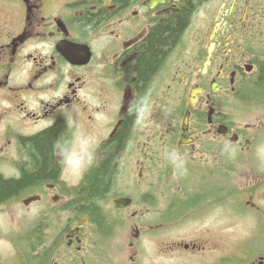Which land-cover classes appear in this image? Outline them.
I'll use <instances>...</instances> for the list:
<instances>
[{
    "label": "flooded vegetation",
    "instance_id": "1",
    "mask_svg": "<svg viewBox=\"0 0 264 264\" xmlns=\"http://www.w3.org/2000/svg\"><path fill=\"white\" fill-rule=\"evenodd\" d=\"M182 6L0 0V179L34 173L26 139L56 125L59 131L56 178L0 201V264H264V225L234 232L232 224L260 212L264 188V115L233 121L240 115L233 99L248 105L245 86L259 76L236 43L247 34L241 25L249 0H222L208 8L204 26L187 25L138 91L137 58ZM185 42L190 60L181 74ZM196 87L202 90L191 105ZM127 121L119 145L115 136ZM75 146H83V163L79 181L70 183ZM106 161L109 190L78 213L76 193ZM238 176L244 182L235 183ZM207 210H218L213 223L224 240L212 228L199 236L203 226L183 232L185 220Z\"/></svg>",
    "mask_w": 264,
    "mask_h": 264
},
{
    "label": "trees",
    "instance_id": "2",
    "mask_svg": "<svg viewBox=\"0 0 264 264\" xmlns=\"http://www.w3.org/2000/svg\"><path fill=\"white\" fill-rule=\"evenodd\" d=\"M129 1V0H125ZM208 0H183L180 13H174L164 23L159 24L149 36L147 46L137 58L136 70L138 74V91H141L152 75L156 72L166 54L173 48L180 38L181 33L190 25L194 13ZM101 15H88L85 20L97 21ZM259 49L249 46L259 69L258 79L249 82L245 86L247 99H260L264 95V43ZM241 96V92H240ZM254 101V100H253ZM129 122L116 134L115 139L121 145L128 133ZM58 125L40 133L37 136L26 139L28 150L34 163V173H25L20 179H0V201L18 194L23 189L35 183L48 182L57 176V168L54 165V146L58 141ZM113 168L110 161H106L101 167L96 178L88 182V188L76 193L77 199L74 206L78 213L87 206L95 207L97 199L103 196L110 188Z\"/></svg>",
    "mask_w": 264,
    "mask_h": 264
},
{
    "label": "rangeland",
    "instance_id": "3",
    "mask_svg": "<svg viewBox=\"0 0 264 264\" xmlns=\"http://www.w3.org/2000/svg\"><path fill=\"white\" fill-rule=\"evenodd\" d=\"M250 1L254 5V8L259 12L257 14V17H256L259 25L257 26V28H253V33H252V35L256 34V36L254 38L255 48L259 49L260 48L259 45L263 44V42H264V0H250ZM220 2H221V0H213L208 6L201 7L193 16L192 27L204 26L203 21L205 20L207 14L210 11L207 7H213V9H214V7L217 8L219 6ZM251 12L253 13V11H251ZM241 39H242V35L239 34V37H238L236 43L240 44ZM258 41H261V42L258 44ZM184 45H185L184 49H186V51L184 52L185 53V56H184L185 63L182 61L181 74L186 73V71H187V63L186 62H188L190 60V54L186 53L189 51L188 45L186 44V42ZM187 48H188V50H187ZM241 49H242V51H246V49L243 47ZM248 56L250 59H254L252 55L249 54ZM171 64H172L171 62L168 63V67H169L168 70L174 65V64L173 65H171ZM173 69H177L176 65L173 67ZM253 100L254 101H260V102L248 103V105H245L241 101H239L235 98L233 99L232 108L236 114H240L236 119H233L235 124H238V125L241 124L242 125V123H244L245 121L254 120L257 117L256 115L259 113H261L262 116H258V117H260V118L263 117V115H264V99L260 98V99H253ZM244 109H261L263 111H261V112H258V111L247 112V111H245V112H243ZM262 146H263V149H261V154L264 157V143L262 144ZM82 147L83 146H75L72 149L71 156H74L75 158L74 159L72 158V160L74 161L73 162L74 173L72 172V174H71L72 180L71 181L69 180L70 183H72V181L74 183H76L80 179L79 173H80V169L82 166L81 163H83V159H81ZM263 167H264V163H263ZM243 178H244L243 176H242V178H240V177L238 179L236 178L235 183H236V181L237 182L240 181V183L244 182ZM235 185L238 186V184H235ZM174 186H176V185H174ZM257 199H258V204L261 205L260 212L254 213V212H251L249 210V211H247V216L245 218H243L244 221H243V219L241 221V218L234 219V221H232V224L234 225V227H233L234 232L236 230L240 229V227L236 228L235 227L236 225L247 226L248 232H251L255 226H258V224L264 225V214L262 213V211H264V188H262L258 192ZM194 213H196V214H194ZM194 213H193L194 215H192L190 217L189 221H188V219L184 221L183 224L186 223L185 225L189 226L188 230H186V231L183 230L184 233L191 231V229L194 230V229L198 228L199 226H203L199 230L200 231L199 236H202L203 234L208 235V233H205V231L207 229L212 228L213 229V232H212L213 238H215V236H217L218 240H220V239L224 240L223 236H221L222 234H220L217 230L219 227H221V224H214L213 223L215 220H217L215 217L218 216V210H217V212L215 210H213V211L207 210L205 212H200V213L194 212ZM261 213H262V215H261ZM205 221L207 223H203ZM234 232H233V236H234ZM233 241H234V239H233Z\"/></svg>",
    "mask_w": 264,
    "mask_h": 264
},
{
    "label": "water",
    "instance_id": "4",
    "mask_svg": "<svg viewBox=\"0 0 264 264\" xmlns=\"http://www.w3.org/2000/svg\"><path fill=\"white\" fill-rule=\"evenodd\" d=\"M164 0H151L152 4H155L156 2H162ZM213 47H214V43H211L210 46H209V49H208V52H209V57L208 59L206 60L205 64H204V69H206L207 65L210 63V57H211V54H212V50H213ZM215 83H213V87H212V90L213 92L217 91V88L215 87ZM200 90V88L198 89H194L191 93V96H190V103L191 104H194L195 101H196V94L197 92ZM184 124L187 125L188 124V113L186 114V117L184 119Z\"/></svg>",
    "mask_w": 264,
    "mask_h": 264
}]
</instances>
